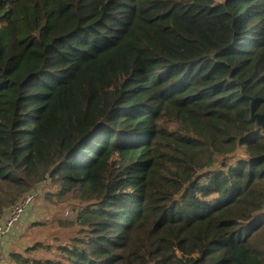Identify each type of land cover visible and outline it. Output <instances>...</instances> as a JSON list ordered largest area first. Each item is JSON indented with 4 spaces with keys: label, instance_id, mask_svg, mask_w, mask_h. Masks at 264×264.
<instances>
[{
    "label": "trees",
    "instance_id": "obj_1",
    "mask_svg": "<svg viewBox=\"0 0 264 264\" xmlns=\"http://www.w3.org/2000/svg\"><path fill=\"white\" fill-rule=\"evenodd\" d=\"M261 116L264 0H0L9 259L264 264Z\"/></svg>",
    "mask_w": 264,
    "mask_h": 264
},
{
    "label": "rangeland",
    "instance_id": "obj_2",
    "mask_svg": "<svg viewBox=\"0 0 264 264\" xmlns=\"http://www.w3.org/2000/svg\"><path fill=\"white\" fill-rule=\"evenodd\" d=\"M38 194V193H37ZM40 197V196H39ZM29 211V210H28ZM26 211V213L23 215L20 223L18 224L17 229L13 232V234H11L9 237L5 238L0 245H6L8 246L6 252L4 253L5 256L1 257V262L4 260L9 259V255L12 252L15 251H22L25 246L26 243L25 241L21 238L22 235H26L27 234V228L36 222H42L44 220H50L53 218V216L55 215L54 212H52L42 201V199L38 198L37 202L33 205V207L30 209V211L28 212ZM67 213L65 214L66 217L68 216H72V213L70 210L66 211ZM43 231V229H42ZM35 235H41V233L39 232V230L36 228L33 230L32 232ZM13 237V238H12ZM15 237V239H14ZM11 238V239H10ZM37 239L33 240V243L36 241ZM14 241V242H13ZM29 244V241H26ZM23 245V246H21Z\"/></svg>",
    "mask_w": 264,
    "mask_h": 264
},
{
    "label": "built area",
    "instance_id": "obj_3",
    "mask_svg": "<svg viewBox=\"0 0 264 264\" xmlns=\"http://www.w3.org/2000/svg\"><path fill=\"white\" fill-rule=\"evenodd\" d=\"M36 193L29 194L21 198L9 211L8 216L0 220V243L13 232L15 227L20 223L26 211L31 209V206L37 198ZM0 264H13L10 259L2 261Z\"/></svg>",
    "mask_w": 264,
    "mask_h": 264
},
{
    "label": "crops",
    "instance_id": "obj_4",
    "mask_svg": "<svg viewBox=\"0 0 264 264\" xmlns=\"http://www.w3.org/2000/svg\"><path fill=\"white\" fill-rule=\"evenodd\" d=\"M8 216V214L5 216V218ZM4 218V219H5ZM13 238V237H12ZM11 239V238H10ZM14 239H15V237H14ZM14 242V241H13ZM8 246H6V245H0V254H4L5 252H6V250L8 249L7 248Z\"/></svg>",
    "mask_w": 264,
    "mask_h": 264
},
{
    "label": "water",
    "instance_id": "obj_5",
    "mask_svg": "<svg viewBox=\"0 0 264 264\" xmlns=\"http://www.w3.org/2000/svg\"><path fill=\"white\" fill-rule=\"evenodd\" d=\"M259 118V120H260V124H261V126L264 128V117H258Z\"/></svg>",
    "mask_w": 264,
    "mask_h": 264
}]
</instances>
